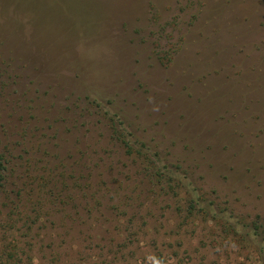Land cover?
Instances as JSON below:
<instances>
[{
  "label": "rangeland",
  "instance_id": "rangeland-1",
  "mask_svg": "<svg viewBox=\"0 0 264 264\" xmlns=\"http://www.w3.org/2000/svg\"><path fill=\"white\" fill-rule=\"evenodd\" d=\"M13 3L0 264H264V0Z\"/></svg>",
  "mask_w": 264,
  "mask_h": 264
},
{
  "label": "trees",
  "instance_id": "trees-1",
  "mask_svg": "<svg viewBox=\"0 0 264 264\" xmlns=\"http://www.w3.org/2000/svg\"><path fill=\"white\" fill-rule=\"evenodd\" d=\"M3 14V13H2ZM1 19H3V24L5 25V23H9V22H15V24L18 22L19 23V26L22 27V24L24 25V22H28V26H31V13L30 12H27V13H22L17 4L13 3L11 4L5 14L2 16H0ZM1 26H3L1 24ZM19 26H16L14 25L13 28H11V30L13 29V32L14 30H17L16 28L19 27ZM7 27V26H5ZM6 31H7V28H6ZM10 37L8 36V32H7V35H6V40H3L0 42V45L1 46H5L7 43H10ZM115 131V138L119 141H121L125 148L127 149V151L132 154V153H136V151L134 150V148L131 146L130 142L126 139L124 133H121L119 132V130L117 129H114ZM8 145H6L7 147ZM138 152V155L141 156V152L140 151H137ZM148 162V160H147ZM5 163H9V159H7V157H5V154H1L0 155V188L4 186L3 184V181L5 180L6 178V175L4 174V165ZM158 174L161 176L162 174L158 172ZM3 193H6V190L5 189H0V194H3ZM21 198V196H20ZM6 199L10 200V196L6 195ZM12 203H15V201H11ZM19 203V202H18ZM3 206H6V202L4 201V203H2ZM20 207V205H19Z\"/></svg>",
  "mask_w": 264,
  "mask_h": 264
}]
</instances>
